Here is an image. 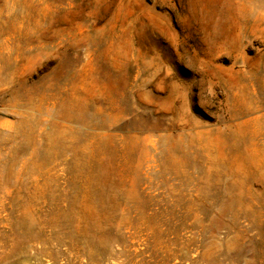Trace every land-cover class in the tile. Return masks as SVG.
<instances>
[{
	"label": "rangeland",
	"instance_id": "1",
	"mask_svg": "<svg viewBox=\"0 0 264 264\" xmlns=\"http://www.w3.org/2000/svg\"><path fill=\"white\" fill-rule=\"evenodd\" d=\"M0 264H264V0H0Z\"/></svg>",
	"mask_w": 264,
	"mask_h": 264
},
{
	"label": "bare ground",
	"instance_id": "2",
	"mask_svg": "<svg viewBox=\"0 0 264 264\" xmlns=\"http://www.w3.org/2000/svg\"><path fill=\"white\" fill-rule=\"evenodd\" d=\"M258 4V3H257ZM250 9V8H249ZM254 9V8H253Z\"/></svg>",
	"mask_w": 264,
	"mask_h": 264
}]
</instances>
